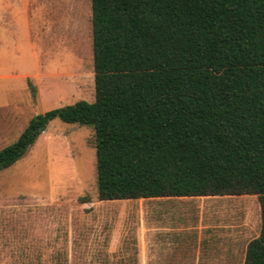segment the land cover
Masks as SVG:
<instances>
[{
    "label": "trees",
    "instance_id": "obj_1",
    "mask_svg": "<svg viewBox=\"0 0 264 264\" xmlns=\"http://www.w3.org/2000/svg\"><path fill=\"white\" fill-rule=\"evenodd\" d=\"M90 20L94 100L32 117L0 171L54 119L91 126L100 200L256 195L244 264H264V0H91Z\"/></svg>",
    "mask_w": 264,
    "mask_h": 264
},
{
    "label": "rangeland",
    "instance_id": "obj_2",
    "mask_svg": "<svg viewBox=\"0 0 264 264\" xmlns=\"http://www.w3.org/2000/svg\"><path fill=\"white\" fill-rule=\"evenodd\" d=\"M90 16L91 0H0V150L94 100ZM260 231L256 195L100 200L87 125L54 119L0 171V264H244Z\"/></svg>",
    "mask_w": 264,
    "mask_h": 264
}]
</instances>
